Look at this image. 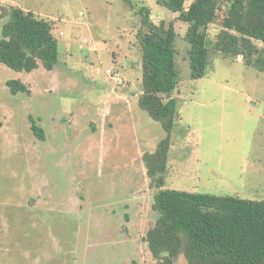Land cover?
Returning a JSON list of instances; mask_svg holds the SVG:
<instances>
[{"label":"rangeland","instance_id":"374dc122","mask_svg":"<svg viewBox=\"0 0 264 264\" xmlns=\"http://www.w3.org/2000/svg\"><path fill=\"white\" fill-rule=\"evenodd\" d=\"M4 5L48 20L58 62L30 72L0 63V264H158L144 240L157 218L158 189L149 185L142 154L165 131L138 105L140 6L176 34L170 97L178 116L164 187L264 199V72L214 47L223 6L206 29L205 73L192 78L188 24L156 0ZM10 79L25 90L13 93ZM173 264H187L182 253Z\"/></svg>","mask_w":264,"mask_h":264},{"label":"trees","instance_id":"16d2710c","mask_svg":"<svg viewBox=\"0 0 264 264\" xmlns=\"http://www.w3.org/2000/svg\"><path fill=\"white\" fill-rule=\"evenodd\" d=\"M188 24L185 39L192 78L204 75L209 47L206 29L223 6L214 47L224 55L242 56L246 65L264 72V0H156ZM143 28L141 93L138 105L165 131L154 151L142 154L149 185L157 188L152 208L157 218L144 240L158 264H173L182 253L187 264H264V199L191 192L165 186L170 133L178 116L170 94L177 86L175 31L152 23L148 8L138 9ZM58 62V41L48 20L14 5L0 8V63L30 72L41 65L51 70ZM13 93L25 90L17 79L7 80ZM27 91V90H26ZM167 98V99H166ZM31 130L43 139L30 116Z\"/></svg>","mask_w":264,"mask_h":264},{"label":"built area","instance_id":"2783aa9c","mask_svg":"<svg viewBox=\"0 0 264 264\" xmlns=\"http://www.w3.org/2000/svg\"><path fill=\"white\" fill-rule=\"evenodd\" d=\"M107 72L108 73H110V70H107ZM115 79H117V81L119 82V83H121V78H120V76L117 74V73H114V76H113Z\"/></svg>","mask_w":264,"mask_h":264},{"label":"crops","instance_id":"0c3cea01","mask_svg":"<svg viewBox=\"0 0 264 264\" xmlns=\"http://www.w3.org/2000/svg\"><path fill=\"white\" fill-rule=\"evenodd\" d=\"M259 41H255V43H258ZM261 43V42H260Z\"/></svg>","mask_w":264,"mask_h":264}]
</instances>
